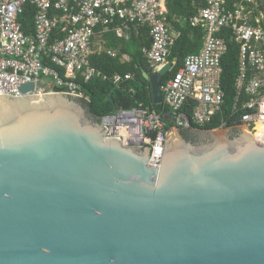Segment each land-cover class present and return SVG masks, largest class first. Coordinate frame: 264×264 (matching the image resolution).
I'll return each mask as SVG.
<instances>
[{
    "label": "water",
    "instance_id": "95a60500",
    "mask_svg": "<svg viewBox=\"0 0 264 264\" xmlns=\"http://www.w3.org/2000/svg\"><path fill=\"white\" fill-rule=\"evenodd\" d=\"M172 68L143 71L154 104ZM242 127L172 128L155 166L78 96L0 94V264H264V135Z\"/></svg>",
    "mask_w": 264,
    "mask_h": 264
},
{
    "label": "built area",
    "instance_id": "2783aa9c",
    "mask_svg": "<svg viewBox=\"0 0 264 264\" xmlns=\"http://www.w3.org/2000/svg\"><path fill=\"white\" fill-rule=\"evenodd\" d=\"M27 3L35 7L32 34L24 32L20 22ZM165 4L166 0H0V94L45 95L63 88L60 92L88 101L80 90V78L111 80L117 86L132 79L130 72L109 76L91 64L96 28L108 30L116 21L148 29L151 44L143 53L151 68L160 67L175 41L166 23ZM258 8L259 0L233 2L231 7L227 0H204L189 18L191 26L206 31L202 49L187 55L160 86L168 112L161 115L139 105L103 115L100 124L106 137L149 148L148 162L159 166L167 131L210 122L225 104L221 60L227 44L218 35L223 28L232 29L240 54L236 99L218 129L231 127L224 124L232 119L233 126H245L254 137L264 135V15L257 13ZM115 29L121 35V28ZM107 53L116 56L113 50ZM123 58L130 57L123 54ZM27 82L34 84L33 89L23 93L20 86ZM166 115L173 123L169 130Z\"/></svg>",
    "mask_w": 264,
    "mask_h": 264
},
{
    "label": "trees",
    "instance_id": "16d2710c",
    "mask_svg": "<svg viewBox=\"0 0 264 264\" xmlns=\"http://www.w3.org/2000/svg\"><path fill=\"white\" fill-rule=\"evenodd\" d=\"M200 0H166L168 12L166 14V22L173 24L178 35L171 47L167 60L172 61L173 69L163 77V83L170 78L183 64L184 58L190 53H197L202 47L204 30L201 27H193L189 24L188 19L194 15L199 6ZM231 3V2H230ZM35 14L34 5L27 3L24 12L20 16V22L24 32L33 33V18ZM122 27L125 31L126 27L131 30L132 38H126L124 35L118 36L115 32L116 27ZM103 26L96 29L101 30ZM147 36L148 29L137 23L123 24L122 22H114L109 25V30L105 33L107 38L108 49L116 52L113 57L107 51L94 53L91 56V64L105 74L111 76L116 72L133 74V78L121 82L118 86L111 80H103L101 78H92L84 81L83 78L78 80L80 90L89 97V100H83L89 114L97 121L106 114H112L116 110L133 108L139 105L147 106L155 109L157 113L164 115L168 112V107L162 104H154L152 97V89L150 81L144 77L143 71H147L152 75L155 70L151 68L143 53L144 47H150V39L146 37L140 38L136 33ZM223 37L227 49L222 57V74L221 86L224 91V107L217 113L210 122L203 125L193 126L206 130L217 129L223 126V121L228 119L230 109L236 99V79L239 73V54L240 46L233 38V31L230 28H223L219 33ZM122 54H128L130 59L122 61ZM132 89V90H131ZM56 91H63V88H56ZM243 96V99H246ZM173 123L170 119L165 122V127L169 130ZM225 126H233L232 119H229Z\"/></svg>",
    "mask_w": 264,
    "mask_h": 264
},
{
    "label": "crops",
    "instance_id": "0c3cea01",
    "mask_svg": "<svg viewBox=\"0 0 264 264\" xmlns=\"http://www.w3.org/2000/svg\"><path fill=\"white\" fill-rule=\"evenodd\" d=\"M242 0H227V2H228V5H229V7H231L232 6V3L233 2H241ZM231 2V3H230ZM204 5V0H200V2H199V6H203ZM198 6V7H199ZM165 7H166V14H167V12H168V9H167V6H166V4H165ZM255 12H257V9H256V11ZM258 14L259 13H263V15H264V0H259V8H258V12H257ZM190 18V17H189ZM188 22H189V19H188ZM167 23V22H166ZM190 24V23H189ZM167 25H168V27H169V30H170V32H171V34L173 35V37H174V40H175V38H176V36L178 35V32L175 30V28H174V26H173V24H170V23H167ZM193 27H201V26H193ZM119 28H121V35H118L117 34V32H116V29H115V32H116V34L118 35V36H122V35H124V37H126L127 39L128 38H132V37H130L131 36V30H130V28L129 27H126V29H125V31L122 29V27H120L119 26ZM203 30H204V32H205V34H206V31H205V29L203 28V27H201ZM109 30V29H108ZM107 29H105V28H102L101 30H97L96 29V32H95V37H94V39H93V42H94V47H93V49L97 52V53H100L101 51H107L108 50V48L106 47V45H107V38H106V36H105V33H107V31H108ZM136 33H137V35L139 34L140 35V33H139V31H137V29H136ZM219 33V32H218ZM205 34H204V37H205ZM143 37H146V39H148L149 40V36L147 35V36H144V35H142V33H141V35H140V38L142 39ZM204 37H203V42H204ZM223 38V37H222ZM202 46H203V43H202ZM172 47V46H171ZM145 48V47H144ZM201 49H202V47H201ZM200 49V50H201ZM110 50H112V49H110ZM170 50H171V48H170ZM200 50H199V52H200ZM114 51V50H113ZM95 52V53H96ZM199 52H197V53H199ZM169 54H170V51H169ZM190 54H195V53H190ZM128 55V54H127ZM189 55V54H188ZM169 56V55H168ZM187 56V55H186ZM130 59V58H129ZM128 59V60H129ZM185 59V58H184ZM121 60L122 61H128V60H125L124 58H123V54H122V56H121ZM167 61H169V60H167ZM174 64V63H173ZM159 68V67H158ZM158 68H154V70H155V72H156V70L158 69ZM173 69V68H172ZM147 72V71H146ZM170 72V71H169ZM149 74V73H148ZM150 75V74H149ZM173 76V75H172ZM171 76V77H172ZM170 77V78H171ZM169 79V78H168ZM167 79V80H168ZM166 80V81H167ZM165 81V82H166ZM161 84H163V78H162V82H161Z\"/></svg>",
    "mask_w": 264,
    "mask_h": 264
},
{
    "label": "flooded vegetation",
    "instance_id": "af4514ba",
    "mask_svg": "<svg viewBox=\"0 0 264 264\" xmlns=\"http://www.w3.org/2000/svg\"><path fill=\"white\" fill-rule=\"evenodd\" d=\"M243 129L244 128L242 126H231L223 130H226V133L230 135L231 137H237ZM207 131L208 130L206 129L198 128V127H191L188 129H179V132L183 136L184 139L192 143H197V144L199 143L202 135L204 136L207 134Z\"/></svg>",
    "mask_w": 264,
    "mask_h": 264
},
{
    "label": "bare ground",
    "instance_id": "6f19581e",
    "mask_svg": "<svg viewBox=\"0 0 264 264\" xmlns=\"http://www.w3.org/2000/svg\"><path fill=\"white\" fill-rule=\"evenodd\" d=\"M216 134H214L212 137L214 138V140L216 139V137H214ZM260 136L263 135V133L261 132V134H259Z\"/></svg>",
    "mask_w": 264,
    "mask_h": 264
},
{
    "label": "rangeland",
    "instance_id": "374dc122",
    "mask_svg": "<svg viewBox=\"0 0 264 264\" xmlns=\"http://www.w3.org/2000/svg\"><path fill=\"white\" fill-rule=\"evenodd\" d=\"M219 130H221V129H219ZM177 133H178V129H177ZM214 137H216V135Z\"/></svg>",
    "mask_w": 264,
    "mask_h": 264
}]
</instances>
